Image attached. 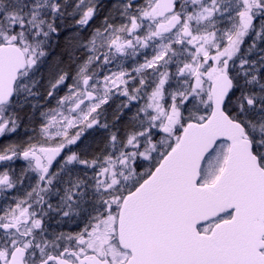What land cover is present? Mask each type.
Segmentation results:
<instances>
[{
  "label": "snow or ice",
  "instance_id": "6c2138e0",
  "mask_svg": "<svg viewBox=\"0 0 264 264\" xmlns=\"http://www.w3.org/2000/svg\"><path fill=\"white\" fill-rule=\"evenodd\" d=\"M0 264H264V0H0Z\"/></svg>",
  "mask_w": 264,
  "mask_h": 264
}]
</instances>
